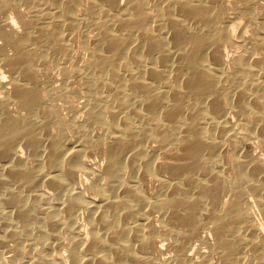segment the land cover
Returning <instances> with one entry per match:
<instances>
[{
  "label": "bare ground",
  "instance_id": "obj_1",
  "mask_svg": "<svg viewBox=\"0 0 264 264\" xmlns=\"http://www.w3.org/2000/svg\"><path fill=\"white\" fill-rule=\"evenodd\" d=\"M18 1V35L0 1V264H29L23 238L35 264H264V0ZM51 70L80 81L82 119L46 102Z\"/></svg>",
  "mask_w": 264,
  "mask_h": 264
},
{
  "label": "rangeland",
  "instance_id": "obj_2",
  "mask_svg": "<svg viewBox=\"0 0 264 264\" xmlns=\"http://www.w3.org/2000/svg\"><path fill=\"white\" fill-rule=\"evenodd\" d=\"M1 1V3H2V5H1V8L3 9V10H5V11H7V13L8 14H10L11 13V15L15 18V21H16V34L15 35H18V34H20V33H22V31L21 30H23V28H22V26H21V24L19 23V21L16 19V17H15V12H13V10H11L10 11V7L8 6L9 4L7 3L8 1H13V2H17V4H18V6L19 5H21L20 6V8H18L21 12H23L24 11V5L21 3V2H19L18 0L17 1H15V0H0ZM8 6V7H7ZM4 7V8H3ZM10 8V9H9ZM9 11H8V10ZM23 9V10H22ZM19 27V28H18ZM81 53H82V51H81ZM79 51L77 52V55L79 54V55H84V53H82L81 54ZM82 55V56H83ZM232 55H233V53H232ZM235 55V54H234ZM237 55V54H236ZM235 55V56H236ZM56 71H53V70H51L50 71V76H51V81H50V86H48L45 90H44V92H46V93H44V95L46 96L45 97V99H46V102L48 103V104H50V105H56L59 109H58V112H59V114L61 115V117H63L64 119H68V118H71V117H74V118H77V119H82V115H81V112L79 111V107L81 106V103H82V99L80 98V92H81V90H82V86L81 85H79V84H81L80 83V81H78V79H71V80H69L68 81V88L65 90V88H63V85L61 84L62 83V80H61V77H60V75L58 74V73H56ZM75 81V82H74ZM52 82V83H51ZM60 82V83H59ZM58 84V85H56V84ZM75 83V84H74ZM79 83V84H78ZM60 84V85H59ZM61 85H62V87H61ZM73 85H75V87H73L72 88V86ZM79 85V87L81 88H77V86ZM59 86V87H58ZM53 88V89H52ZM59 88V89H58ZM63 88V89H62ZM71 89H73V90H71ZM76 89H78V90H76ZM59 90H62V91H59ZM67 91V92H66ZM74 91H78L77 93L76 92H74ZM53 93V94H52ZM68 94V96H66L67 94ZM64 94V95H63ZM72 95H73V97H72ZM55 96V97H54ZM76 96H78L79 98H75ZM60 97V98H59ZM62 97V98H61ZM66 97V98H65ZM48 99V100H47ZM52 99V100H51ZM60 99V100H59ZM59 100V101H58ZM48 101H50V102H48ZM55 101V102H54ZM58 103V104H57ZM79 105V106H78ZM79 108V109H78ZM78 111V112H77ZM74 114V115H73ZM71 115V116H70ZM76 116V117H75ZM80 116V117H79ZM66 117V118H65ZM52 130H54L55 131V133H53V134H55L54 135V137H56L57 136V139H60L61 138V135L59 136V133L57 132V130L55 129V128H53L52 127ZM53 131V132H54ZM57 133V134H56ZM62 133V132H61ZM63 135V134H62ZM59 136V137H58ZM256 141V140H255ZM255 141H247L246 143H244L243 144V146H242V152H246L245 154H251L250 156H260L261 154H262V152H261V150H260V145H259V143H258V141H257V144H256V142ZM252 143H254V144H252ZM259 147V148H258ZM92 159H94V158H87V160L89 161V163L90 164H92V163H94V161L95 160H97V159H95L94 161L92 160ZM248 195H246V197L245 198H249V196L247 197ZM254 215H255V218H257V211L255 210L254 211ZM257 215V216H256ZM259 217V216H258ZM258 219V218H257ZM35 234L36 233H38L37 231H35L34 232ZM155 237H158V238H156L157 240H159L161 243H164L165 242V240L167 239V240H169L168 238H167V236H166V233H160V232H156L155 231ZM161 235V236H160ZM25 239V240H24ZM162 239V240H161ZM165 239V240H164ZM27 241V242H26ZM11 241H9V243H10ZM22 251H24L23 252V255H24V258L28 261V263L29 264H35L34 262L35 261H33V260H35L36 258H37V256L41 253V247H40V245H38V244H35V245H33V244H31V241L29 240V239H27V238H23L22 239ZM25 242L26 243H28L27 245L25 244ZM30 242V243H29ZM166 242H169V241H166ZM11 244V243H10ZM30 244V245H29ZM165 245H163V257L166 259V258H171L172 257V255H171V246H170V244L169 243H164ZM24 245V246H23ZM32 245V246H31ZM58 245V246H57ZM202 246V247H201ZM31 249H30V248ZM40 247V248H39ZM65 248H67V243H62L61 245H59V244H56V245H54V247H53V253H54V255L55 256H62L63 254H65L64 253V250H65ZM168 248H169V250H168ZM198 248L200 249V251L202 252H204V249H205V253H206V256H207V260L209 261V262H213V261H215V259H216V255H215V253H214V249H213V244H212V239H211V237H209V236H206V242L204 241V244L202 243L201 245H199L198 246ZM203 248V249H202ZM4 252V257L6 258H9V257H11L14 253H11V251L9 250V249H5V250H3ZM40 252V253H39ZM11 253V254H10ZM214 255V256H213ZM194 256V255H193ZM194 257H196V255L194 256ZM193 257V258H194ZM213 257V258H212ZM215 257V258H214ZM195 259V258H194ZM212 259V260H211ZM31 260V261H30ZM196 261H197V259H196Z\"/></svg>",
  "mask_w": 264,
  "mask_h": 264
}]
</instances>
